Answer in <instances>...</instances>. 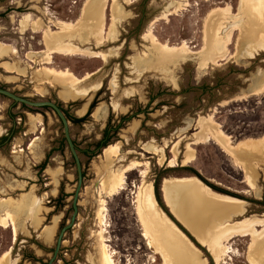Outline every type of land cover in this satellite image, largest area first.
<instances>
[{"label": "rangeland", "instance_id": "1", "mask_svg": "<svg viewBox=\"0 0 264 264\" xmlns=\"http://www.w3.org/2000/svg\"><path fill=\"white\" fill-rule=\"evenodd\" d=\"M243 1L240 13L241 0H115L121 16L105 45L97 46L95 40L74 43L109 53L107 61L88 56H54L52 66L57 69H69L79 78L93 74L84 87L99 85L86 98L68 100L62 97L66 90L57 81L41 74L47 66L44 30H35L32 23L42 20L56 31L59 20L75 22L87 0H0V88L33 101H53L71 117L85 118L82 122L69 120L83 184L77 219L65 232L53 264H103L104 243L115 264H164L148 246L139 222L137 193L142 182H152L154 190L157 183L163 203L157 201L159 207L209 264H216L210 252L166 206L161 190L165 177L196 176L218 189L215 191L244 200L245 214L233 213L226 218L229 222L244 216L264 217V163L252 169L257 173L253 172L258 192L247 185L243 169L214 140L191 144L195 160L181 165L202 117L208 118L207 126H218L229 136L233 146L243 140L264 139V92L251 94L264 83V47H258L252 56L244 55L257 45V40L249 26L255 15L251 4ZM107 2L104 16L109 31L114 0ZM227 6L231 17H236L228 21L237 22L226 25L231 28L238 24L227 45L228 56L218 65L204 66L211 55L204 31L211 32L215 15L220 14H211L213 10ZM26 17L32 23L23 28ZM149 33L157 43L186 44L192 53L181 54L177 65H163L160 72L153 68ZM243 93L249 96L236 98ZM99 106L104 107L103 114L96 113ZM108 122L112 127L120 126L109 142L118 145L119 155L106 157L105 148L95 155L86 153L96 151L95 144ZM2 137L9 139L0 146V220L6 213L15 214L17 235L14 238L12 226L0 225V257L10 249L4 264H47L61 228L71 218L77 184L76 165L63 141L62 123L50 108L22 106L0 95ZM179 138L175 146L178 164L170 167L173 145ZM45 161V168L40 169ZM136 161L142 164L124 172L123 189L114 195L103 192L107 209L104 224H100L101 182L108 178L109 171L118 173ZM44 226L54 230L52 236L46 235ZM249 241V237L231 239L222 264H249Z\"/></svg>", "mask_w": 264, "mask_h": 264}, {"label": "bare ground", "instance_id": "2", "mask_svg": "<svg viewBox=\"0 0 264 264\" xmlns=\"http://www.w3.org/2000/svg\"><path fill=\"white\" fill-rule=\"evenodd\" d=\"M247 1L251 4V9L255 15L254 21L249 26H252V31L256 35L257 45L255 47H250L246 52H243L246 56H252L258 47H264V0ZM106 3L109 2H107V0H87L78 19L75 22L59 20L56 22L59 26L56 31H52L49 26L42 22V20H35L32 23V20L30 21L29 17H26V20L22 22L23 28L28 27L31 22L32 27L35 30H44L43 41L47 48V55L44 63L47 64V66L43 69L41 68L43 70L41 74L50 79H54L66 90L62 95L65 99L86 98L88 92H91V90L95 91L99 85L84 87L83 84L91 78L93 74L87 73L79 78L69 69H57L52 66L54 63V56H88L101 58L103 61H107L109 53L92 51L89 47L82 48L74 44L76 42L90 43L91 40H95L97 46L105 45L104 42L106 38L113 33L112 29L115 27L116 21L119 20L121 16L116 6L117 3L115 4L114 0V4H111L112 23L110 25V30L106 31L104 16ZM180 5L181 4H179V7ZM243 5L244 1L241 0L240 7L238 8L240 13L243 9ZM218 11L220 14L215 15L214 13H217ZM211 14L215 15V17L217 16V18L214 22L212 21L211 32H209L208 29L204 31L205 45L211 47V55L205 60L203 64L204 66L208 65L207 63L218 65L220 60L225 58V56H228L227 45L232 31L235 30L238 25L234 24L231 28H228V26L230 27L229 24L228 26L226 25L229 22H232V24L237 22V19L228 21L229 18L232 19L235 17H231L230 15L232 14L230 12V6L215 9ZM207 22L210 23V21ZM150 33L153 68L160 72L163 70L161 68L163 65H177L181 54L192 53L186 44L169 46L157 43L155 37ZM144 37L148 38V35H145ZM238 38L240 42L241 36ZM263 92L264 83L258 87L256 86V88L251 91V94L256 95ZM247 96H249V94L243 93L236 98L244 99ZM103 112V106L97 107L96 113L103 114ZM32 117L37 119V116ZM207 119H204L203 117L199 119L196 127L199 133H193V136L196 138L187 144L181 165H189L195 160V150L191 144H201L208 140H214L217 145L221 146L224 151L235 160L237 165L243 169L247 185L254 192H258L255 178L257 173L254 172L255 169L254 171L252 169L260 163H264V139L243 140L239 142L237 146H233L231 145L230 137L223 134V132L218 129V126H215L216 128L212 129V127L206 125ZM181 138L175 141L173 145L172 157L168 163V166L170 167H175L178 164V153L175 146ZM149 149H152V147ZM103 154L106 157L118 156V145H109L104 149ZM160 163L162 164V162ZM141 164V162L136 161L131 165L126 166L118 173H112V171H109L108 178L101 182V207L98 214L100 224H104L106 218L105 211L107 209L105 199L102 197L103 192L108 193V195L118 193L123 189L125 183L124 172ZM174 180L181 183L179 189L176 187L178 199L172 201L168 197L167 204L180 224L200 245L210 252L216 264H222L223 257H225L224 255L226 254L227 244L236 236L250 238L247 255L249 264H264V217L257 215H252L250 217L244 216L237 221L229 222L226 218L231 214H239V216L245 214L246 202L244 200L231 195L219 193L211 189L196 176L178 178V180L175 178ZM109 182L110 185H108ZM31 200L33 201V199H30V201ZM28 203L30 202H27L26 204ZM137 203V213L140 225L143 229V235L147 240L148 246L151 249H154V251L162 257L164 264H209L208 260L202 257L201 251L193 244L189 237L159 207L155 198L154 185L152 182H142L137 193ZM231 209L233 211H229ZM15 217V214L6 213L0 220L1 226H12L14 238L17 235ZM53 231L54 230L50 227L44 226V232L46 235H51ZM102 245V263L115 264L107 245L105 243ZM9 255L10 249L6 250L1 255L0 264H4Z\"/></svg>", "mask_w": 264, "mask_h": 264}, {"label": "water", "instance_id": "3", "mask_svg": "<svg viewBox=\"0 0 264 264\" xmlns=\"http://www.w3.org/2000/svg\"><path fill=\"white\" fill-rule=\"evenodd\" d=\"M0 95L5 96L7 98H9L10 100H12L15 103L18 104H24L26 106L29 107H33V108H42V107H48L50 108L58 117V119L60 120V122L62 123L63 126V135L64 138L66 140L67 143V147L68 150L72 156V158L74 159L75 165H76V172H77V184L74 190V195L72 198V215L70 220L65 224V226H63L57 236L56 239V244L54 247V250L47 262V264H53V262L56 260V258L58 257V254L60 252V248L62 245V241H63V236L65 234V232L72 228L75 224V221L77 219V215H78V197H79V193H80V189L82 187L83 184V172H82V165H81V161L78 155V151L76 149V146L74 144V141L72 139L71 133H70V128H69V120L67 119L65 113L63 112L62 108L55 102L50 101V100H40V101H33L31 99L19 96L7 89L4 88H0ZM99 186V182L96 184V188H98ZM193 237V236H192ZM194 238V237H193Z\"/></svg>", "mask_w": 264, "mask_h": 264}, {"label": "trees", "instance_id": "4", "mask_svg": "<svg viewBox=\"0 0 264 264\" xmlns=\"http://www.w3.org/2000/svg\"><path fill=\"white\" fill-rule=\"evenodd\" d=\"M61 108H62V110H63V112L65 113V115H66V117H67V119L68 120H72L73 122H82V121H84V119L85 118H73V117H71L69 114H68V112L60 105V104H58ZM22 106H26V105H24V104H22ZM94 106V103L91 105V107H90V110L92 109V107ZM45 108H48V107H45ZM120 129V126H116V127H112L111 125H110V123L108 122V124L106 125V127L104 128V130H103V133H102V138H101V140H99V141H97V143L95 144V147H96V151H91V152H89L88 150H86L85 152L86 153H90L91 155H95V154H97L98 152H100L103 148H106V146H108L109 145V142L111 141V138L115 135V133L118 131ZM7 139H9V138H7V137H2V138H0V146H2L3 145V143L7 140ZM63 141L64 142H66V140H65V138H63ZM74 141V140H73ZM67 144V143H66ZM74 144H75V146H76V149H77V151H78V148H77V145H76V142L74 141ZM45 164H46V161L45 162H43V164L40 166V169H44L45 168ZM194 174H196L195 172H194ZM208 185H210L211 187L210 188H213L214 190H218L217 188H215L213 185H211V184H209V183H207ZM159 188H158V185H157V183H155V190H154V194H155V198L157 199V201L159 202V203H161V204H163L162 202H161V198H160V195H159V190H158ZM221 191V190H220ZM222 192V191H221ZM54 250V249H53Z\"/></svg>", "mask_w": 264, "mask_h": 264}, {"label": "crops", "instance_id": "5", "mask_svg": "<svg viewBox=\"0 0 264 264\" xmlns=\"http://www.w3.org/2000/svg\"><path fill=\"white\" fill-rule=\"evenodd\" d=\"M186 177H191V176H186ZM175 178L178 180V178H185V177H165L162 181V186H161L164 202L169 209H170V207L167 204V198L169 197L172 201H175L176 199H178L176 187H177V189H179V187L181 185V183L176 182L174 180ZM164 196H165V198H164ZM170 211H171V209H170Z\"/></svg>", "mask_w": 264, "mask_h": 264}]
</instances>
